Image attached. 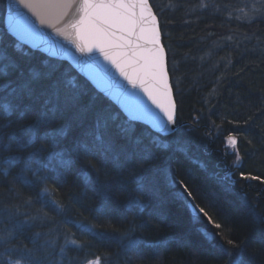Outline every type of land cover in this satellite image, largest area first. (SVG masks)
<instances>
[{
    "label": "trees",
    "instance_id": "16d2710c",
    "mask_svg": "<svg viewBox=\"0 0 264 264\" xmlns=\"http://www.w3.org/2000/svg\"><path fill=\"white\" fill-rule=\"evenodd\" d=\"M150 2L177 104L166 137L19 44L0 0V264H264V16L243 18L259 0Z\"/></svg>",
    "mask_w": 264,
    "mask_h": 264
},
{
    "label": "water",
    "instance_id": "95a60500",
    "mask_svg": "<svg viewBox=\"0 0 264 264\" xmlns=\"http://www.w3.org/2000/svg\"><path fill=\"white\" fill-rule=\"evenodd\" d=\"M4 26L19 44L68 62L128 119L164 137L177 130L167 51L150 0H6Z\"/></svg>",
    "mask_w": 264,
    "mask_h": 264
},
{
    "label": "snow or ice",
    "instance_id": "6c2138e0",
    "mask_svg": "<svg viewBox=\"0 0 264 264\" xmlns=\"http://www.w3.org/2000/svg\"><path fill=\"white\" fill-rule=\"evenodd\" d=\"M202 7H206L205 4H201ZM190 12H195V9H191ZM243 18L246 19V21L250 22V23H253L255 22V20L260 17V16H264V0H259V6H257L256 4H253V8H252V11L250 12H247V11H244L243 10ZM249 120L252 119V117L250 116L248 118ZM231 144L233 145H238V137H232L231 138ZM234 175V174H232ZM223 180L226 182V188H225V191L226 192H231L232 189L235 188V185H236V180L233 181V178L230 177L227 173L225 174V176L223 177ZM244 200L247 199L246 196L243 197ZM186 207L188 208V211L190 213V220H191V223L195 226V225H198L200 224L201 222V213L199 212V210L196 209V206L194 204H191V203H188L186 205ZM250 211H252L254 217L257 219L258 222L260 221H264V215H260L256 212L255 210V207H252L250 209ZM199 235L211 242L214 240V235L212 233H209L207 232L203 227H200L197 229ZM73 243H76L75 241H73ZM52 244L54 245L55 244V240L53 239L52 240ZM61 251H63V248L61 249ZM225 255H228V256H231V253L230 252H226ZM89 264H94V262H89ZM234 264H239V257H237L234 261Z\"/></svg>",
    "mask_w": 264,
    "mask_h": 264
},
{
    "label": "clouds",
    "instance_id": "9594fccd",
    "mask_svg": "<svg viewBox=\"0 0 264 264\" xmlns=\"http://www.w3.org/2000/svg\"><path fill=\"white\" fill-rule=\"evenodd\" d=\"M13 264H22V262L20 260H15Z\"/></svg>",
    "mask_w": 264,
    "mask_h": 264
},
{
    "label": "rangeland",
    "instance_id": "374dc122",
    "mask_svg": "<svg viewBox=\"0 0 264 264\" xmlns=\"http://www.w3.org/2000/svg\"><path fill=\"white\" fill-rule=\"evenodd\" d=\"M94 264H100L98 261H94Z\"/></svg>",
    "mask_w": 264,
    "mask_h": 264
}]
</instances>
